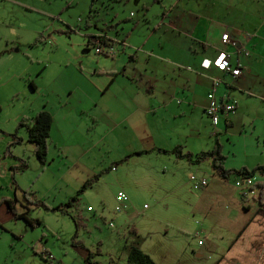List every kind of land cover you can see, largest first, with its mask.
Here are the masks:
<instances>
[{
    "label": "rangeland",
    "instance_id": "374dc122",
    "mask_svg": "<svg viewBox=\"0 0 264 264\" xmlns=\"http://www.w3.org/2000/svg\"><path fill=\"white\" fill-rule=\"evenodd\" d=\"M160 8L153 0H0V49L5 50L0 56L3 116L16 115L19 120L30 107L34 113L44 105L56 109L66 87L81 79L80 62L84 69L102 67L104 62L109 66L124 49L141 57V47L154 31L152 24L160 17ZM68 28L74 33L62 32ZM102 31L115 40L107 56L86 47L87 37ZM165 31L160 24L148 42L154 48L161 40L168 42ZM48 40L53 46H48ZM43 67L45 71L39 72ZM13 71L21 73L14 75ZM27 78L34 81L35 90ZM97 88L95 99L103 95L104 86ZM78 97L75 90L70 95L71 101ZM55 109L56 120L64 118L67 123L49 138L44 170L32 151L28 153L31 158L25 157L34 181L32 201L40 200L50 209L34 204L25 207L21 201L17 211L28 208V217L40 220L32 227L14 218L6 204L2 206L0 264H129L128 253L134 244L159 264L175 260L186 264L198 240L216 251L231 234L229 225L222 226L221 217H230L227 211L231 217L238 216L234 206L238 202H227L232 194L240 197L238 175L231 174L224 184L209 159L190 164L184 158L175 161L155 153L132 157L110 169L127 152L149 148L136 138L140 125L131 114L124 117L126 112L109 104L101 109L93 106L88 112L82 108L81 114L71 105L62 111ZM256 126L257 142L247 125L239 122L219 131L226 168H240L256 153L257 163L263 162L264 105L258 101ZM199 144L193 154L212 146ZM96 173H100L98 180L77 202L64 206V212L51 209L68 202ZM191 175L205 177L208 185L194 188ZM118 190L128 197L121 211L115 210ZM246 196L251 200L250 192ZM201 217H206L203 222ZM212 219L220 223L210 233L195 234L201 223L208 225ZM181 225L188 231L182 232Z\"/></svg>",
    "mask_w": 264,
    "mask_h": 264
},
{
    "label": "crops",
    "instance_id": "0c3cea01",
    "mask_svg": "<svg viewBox=\"0 0 264 264\" xmlns=\"http://www.w3.org/2000/svg\"><path fill=\"white\" fill-rule=\"evenodd\" d=\"M153 1L160 4L161 14L152 24L154 31L149 33L141 47V57L135 52L127 54L122 46L123 55L112 59L109 66H105L104 62L102 67L84 69L80 62L81 71L78 76L81 79L77 80V85L70 84L66 87L64 100L57 102L56 109L51 105H44L41 109L52 115L50 137H53L52 133L57 128L67 123L64 118L59 122L56 120L54 109L62 111L64 107L71 105L81 114L84 112L82 108L88 112L93 106L101 109L102 105L109 104L111 107L122 109L120 113L126 112L124 117L131 114L129 117L140 125L136 138L147 143L149 148L127 152L114 162L112 169H117V165L126 162L127 160L120 161L127 155H132L130 157L132 158L145 154H164L155 151L156 148L170 150L181 145L183 151L194 153L199 143H201L199 147L204 145L202 142L207 146L211 143L212 148L219 131L227 130L237 122L247 125L249 131L255 134L257 101L264 105V0ZM160 24L166 28L163 36L168 42L161 40L154 48L148 41ZM102 33L104 34V31L94 35ZM223 33H228L231 42L235 43L234 46L223 44L221 38ZM106 36L109 38L108 34ZM111 40L108 42L113 47L115 40ZM94 41V38L92 41L87 39L86 47L93 49ZM48 42L52 43L50 40L47 44ZM48 46H53V43ZM222 50L229 53L233 64L240 63L239 76L233 77L229 73H224L215 65ZM3 51L5 50L0 49V56L3 55ZM98 63L99 61L96 64ZM45 69L46 67H43L39 72H44ZM12 73L19 75L21 72ZM3 76L4 74L0 72V80ZM9 77L12 78L11 72ZM216 79L219 80L214 92L217 101L219 103L231 101L235 108L228 114H220L214 127L205 113V108L209 104L208 94L213 89ZM96 88L97 90L103 88V95L97 99L93 95ZM74 90L79 97L71 101L70 95ZM14 92L12 88L11 93ZM2 99L0 93V209L6 204L2 200L16 199L17 210L21 201L25 207L33 206L24 198L22 190L32 191L30 188L34 181L31 182L32 174L28 171V166L24 170H17L15 172L19 186L17 189L12 181L11 167L19 164L17 158L26 156L31 158L28 153L32 151V146L26 142V130L17 128V116L11 114L3 116ZM23 113L27 117H33L36 112H32L30 107ZM14 131H17L22 142L11 147L12 155L6 154L7 145L14 141L10 135ZM58 136L56 134L57 142ZM255 136L257 142V134ZM145 150L149 152L137 153ZM165 155L172 156L176 161L177 157L173 154ZM260 163H264V160ZM256 164L257 153L245 165L251 168ZM228 178H220L221 183L225 184ZM237 180L239 181L236 188L240 191H238L240 197L236 199L232 194L227 202H238V205L234 206L239 217H231L229 211L225 215L230 217H221L222 226L229 225L231 234L216 251L212 247L203 246V242L198 240V245L192 248V258H189L186 264H264V202L259 204L256 201L257 188H254L252 201L249 200L248 196L241 192L242 178L238 176ZM255 180L264 181V176H257ZM120 191L126 193L123 190H118L117 193ZM27 196L35 200L29 192ZM26 214L28 215V208ZM204 218L206 217H201L202 222ZM219 223L220 220L212 219L208 225L201 223L200 228L194 232L210 233ZM180 228L182 232L188 231L184 225ZM149 256L153 258L151 254ZM163 258L167 259L166 256ZM154 261L160 263L156 259ZM171 264L182 263L175 260Z\"/></svg>",
    "mask_w": 264,
    "mask_h": 264
},
{
    "label": "trees",
    "instance_id": "16d2710c",
    "mask_svg": "<svg viewBox=\"0 0 264 264\" xmlns=\"http://www.w3.org/2000/svg\"><path fill=\"white\" fill-rule=\"evenodd\" d=\"M135 27V25L132 26V29ZM63 33H66L67 35H70L74 33V29L68 28L66 30L62 31ZM129 32L126 33L124 39L122 40L125 41V38L128 37ZM94 38V45L95 42H101L105 44L109 49L112 51V44H110L109 41H112L111 37H107L106 33H102L100 35H94V36H89L87 37L88 41H92ZM94 50V46H93ZM95 52V50H94ZM96 53V52H95ZM104 55H109V52L104 51L101 52ZM97 53V54H101ZM26 81L28 82L29 87L32 90L36 89V84L34 81L30 78H27ZM206 109V108H205ZM0 111H1V106H0ZM207 115V114H206ZM51 126H52V115L46 111V110H39L37 111L33 117H27V116H22L17 123V128H24L27 132V138L26 142H28L32 146V153L33 155L37 158V160L43 165L42 170H44V165H46L47 162V154H48V144H49V138H50V131H51ZM10 135L14 138V141L12 143H9L6 147V154H11V147L14 144H18L22 142V138L17 135V131H14L13 133H10ZM155 151L159 153H164V154H173L177 158H186L190 162L194 163H201L207 159L210 160V166L211 168L220 175L222 178H228L231 174L238 175L243 179H248L252 177H257V176H264V163H258L254 167L248 168L246 166H242L240 168H226L224 163H225V155L222 153V146L219 140L216 138L214 145L211 149L209 150H201L196 154H193L190 151H183V146L178 145L174 147L173 149L167 150V149H160L156 148ZM144 152H149V150H145L143 152H137V153H144ZM12 155V154H11ZM132 155H127L122 159L120 162L128 160ZM19 160V164L17 166H12V181L15 184V187L18 189L19 186L16 182L15 179V172L17 170H24L28 165H27V160L26 158H17ZM115 167V166H114ZM111 167L110 169H112ZM109 170V168L107 169ZM100 173L95 174L92 178H87L82 186L76 191L75 196L71 197V199L62 204H58L54 206L53 210H60L64 212V206H71L73 202H77L79 200V196L89 187H92L94 182L99 178ZM258 179V178H257ZM241 181V182H242ZM241 188V187H240ZM252 188H257V197L255 198L256 201L259 204H262L264 202V181H255L254 185ZM33 195V191H29V189H24L22 190L24 198L29 202L34 204L35 206L43 205L45 208H49L47 205H45L42 201L38 200L36 202L32 201L30 198H28L27 194ZM241 192L243 195L246 196L247 193H245L242 189ZM252 196V194H251ZM7 204L8 210L11 212L12 216L14 218H21L24 219L27 223H29L32 227H35V224H39L40 220L38 219H32L28 217L26 214L27 211L24 212H18L16 210V199H4L2 200ZM1 201V202H2ZM50 209V208H49ZM135 232V230H134ZM50 254L49 252H47ZM46 259V258H44ZM127 261L129 264H157L150 256L149 254L145 253L142 251L137 244H134L130 247L129 253H128V258ZM49 264H53L51 261H48Z\"/></svg>",
    "mask_w": 264,
    "mask_h": 264
},
{
    "label": "built area",
    "instance_id": "2783aa9c",
    "mask_svg": "<svg viewBox=\"0 0 264 264\" xmlns=\"http://www.w3.org/2000/svg\"><path fill=\"white\" fill-rule=\"evenodd\" d=\"M222 42L224 45H235L234 42H231L228 33H223L222 36ZM51 45V42H49ZM94 50L96 53H101L104 51L109 52V54H112L111 49H109L105 44L96 41L94 45ZM248 52H246L247 54ZM215 65L224 73H229L233 77L239 76L241 73L240 63L233 64L230 60V55L225 50H222L218 56V59L215 61ZM219 83V80H215L214 87L208 94L209 104L205 109V113L210 118L212 125L216 127L220 114H228L229 112L233 111L235 108V104L231 101H225L223 103H219L215 97V90L216 86ZM255 177L243 179V181L240 184L241 189L245 193L253 194V185L255 180ZM191 184L194 188H202L206 185H208V180L205 177H197L196 175L190 176ZM128 199L126 193L120 191L116 194V201L117 204L115 205L116 211H121L122 208L126 206L125 201ZM90 209V207H89ZM110 226H113L112 223H110ZM48 254V253H47ZM49 255V254H48Z\"/></svg>",
    "mask_w": 264,
    "mask_h": 264
}]
</instances>
